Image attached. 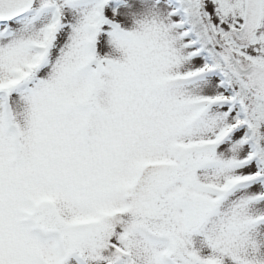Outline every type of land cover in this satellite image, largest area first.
<instances>
[{
	"label": "snow or ice",
	"instance_id": "6c2138e0",
	"mask_svg": "<svg viewBox=\"0 0 264 264\" xmlns=\"http://www.w3.org/2000/svg\"><path fill=\"white\" fill-rule=\"evenodd\" d=\"M0 264H264V0H0Z\"/></svg>",
	"mask_w": 264,
	"mask_h": 264
}]
</instances>
